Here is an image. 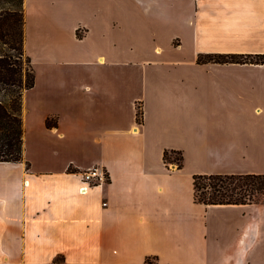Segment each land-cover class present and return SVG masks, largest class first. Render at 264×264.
<instances>
[{
    "label": "crops",
    "instance_id": "1",
    "mask_svg": "<svg viewBox=\"0 0 264 264\" xmlns=\"http://www.w3.org/2000/svg\"><path fill=\"white\" fill-rule=\"evenodd\" d=\"M23 11L34 83L22 159L0 161V264H264V203L204 204L193 188L194 174L264 173V63L197 62L264 53V0ZM95 164L108 181L79 193Z\"/></svg>",
    "mask_w": 264,
    "mask_h": 264
},
{
    "label": "trees",
    "instance_id": "2",
    "mask_svg": "<svg viewBox=\"0 0 264 264\" xmlns=\"http://www.w3.org/2000/svg\"><path fill=\"white\" fill-rule=\"evenodd\" d=\"M23 0H0V161L22 159V93L34 83L30 58L23 49ZM25 57L28 67L22 72L18 56ZM264 63V53H206L197 62ZM141 113L138 110L137 118ZM50 124V122H47ZM174 155V156H173ZM164 160L182 164L179 151L164 150ZM194 199L204 204L264 203V173L194 174Z\"/></svg>",
    "mask_w": 264,
    "mask_h": 264
},
{
    "label": "built area",
    "instance_id": "3",
    "mask_svg": "<svg viewBox=\"0 0 264 264\" xmlns=\"http://www.w3.org/2000/svg\"><path fill=\"white\" fill-rule=\"evenodd\" d=\"M107 181L108 174L106 169L103 166L95 164L79 172V184L77 191L79 193H84L91 186H99L105 184ZM102 204H106V202L104 201Z\"/></svg>",
    "mask_w": 264,
    "mask_h": 264
},
{
    "label": "rangeland",
    "instance_id": "4",
    "mask_svg": "<svg viewBox=\"0 0 264 264\" xmlns=\"http://www.w3.org/2000/svg\"><path fill=\"white\" fill-rule=\"evenodd\" d=\"M18 60L21 62L22 72H24L27 68H29L28 67V62L25 60L24 55L23 56H18ZM19 113H20V116H21L22 115V101L20 103V111H19Z\"/></svg>",
    "mask_w": 264,
    "mask_h": 264
}]
</instances>
